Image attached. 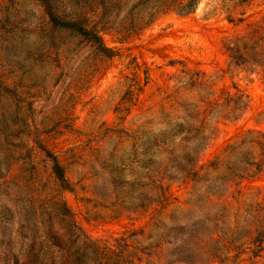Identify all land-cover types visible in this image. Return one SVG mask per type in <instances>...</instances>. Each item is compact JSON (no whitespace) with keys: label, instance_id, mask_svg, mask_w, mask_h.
<instances>
[{"label":"rangeland","instance_id":"obj_1","mask_svg":"<svg viewBox=\"0 0 264 264\" xmlns=\"http://www.w3.org/2000/svg\"><path fill=\"white\" fill-rule=\"evenodd\" d=\"M186 1L96 0L83 18L105 30V45L116 51L108 58L70 28L56 26L43 0H0V264L24 260L29 245L62 234L61 223L68 228L63 200L91 240L127 249L131 264L172 260L150 211L133 213L128 186L110 183L109 156L134 153L132 142L125 149L118 139L107 140L129 107L124 127L133 130L170 99H240L239 121L212 116L199 167L246 130L264 132V0H199L193 13L179 14ZM49 3L71 20L73 0ZM183 84L187 90L176 92ZM41 146L57 155L72 192L59 188ZM130 171L120 173L129 179ZM172 190L181 202L189 198L190 185L175 183ZM220 202L230 209L231 255L264 264V170L232 186ZM204 216L211 214L200 210L191 218ZM212 226L200 228L199 238L214 232ZM66 256L54 250L46 260ZM204 260L218 264L207 255Z\"/></svg>","mask_w":264,"mask_h":264},{"label":"trees","instance_id":"obj_2","mask_svg":"<svg viewBox=\"0 0 264 264\" xmlns=\"http://www.w3.org/2000/svg\"><path fill=\"white\" fill-rule=\"evenodd\" d=\"M43 2L56 26L70 28L76 35L93 43L108 58L115 55L116 51L104 43L102 31L105 30L99 29L97 25L92 26L83 18L87 12L85 9L90 10L92 5L94 8L96 0H73L71 20L58 14L59 8L51 6L49 0ZM198 4L199 0H187L177 8V12L182 15L191 14ZM191 72L189 69L184 74L189 76ZM199 73L205 75L201 71ZM204 84L194 83L193 88L203 87ZM234 89L240 91L237 86ZM183 90H187L184 84L176 92ZM241 104L240 99L221 103L215 97L206 100L170 99L161 106L159 113H153L133 130L124 127L131 107L120 118L122 127L119 130L109 129L107 140L116 138L123 147L132 142L135 148L132 157L127 154L109 156L110 183L114 188L128 186L132 193L130 205L136 207L133 213L150 211L154 226L161 229V241L171 246L169 256L172 260L167 264H203L206 255L218 264H244L238 256L231 255L234 241L231 239L233 229L229 218L230 209L220 201L232 186L239 188L245 181L255 180L263 172L264 132L246 130L239 140L229 144L208 165L198 166L200 155L211 139L209 133L213 129L210 123L212 116L216 114L219 119L237 122L243 115ZM41 148L53 162L52 171L59 188L62 192H72L66 170L57 155L47 148ZM126 167L131 169L129 179L120 173ZM143 180L148 182L142 183ZM175 183L179 186L190 185L186 201L181 202L174 196L172 188ZM145 186H148L147 191L142 190ZM59 209L62 216L69 218L68 228L61 223L59 233L62 234L52 240L45 234V241L40 246L32 243L27 248L24 260L16 257L11 264L132 263L128 261L127 249L102 248L100 241L91 240L77 224L72 210L64 200ZM200 210L211 216L191 218L192 214ZM206 223L213 225L214 232L199 238V229ZM44 225L43 220L39 221V229ZM217 233L220 239L214 237ZM3 234L1 228L0 237ZM67 236L69 239H66ZM4 247V241H0V248ZM54 250L67 254L66 258L62 261L46 260V255Z\"/></svg>","mask_w":264,"mask_h":264}]
</instances>
